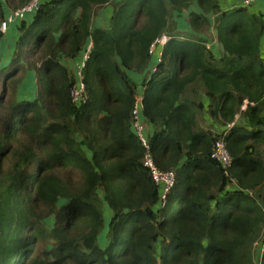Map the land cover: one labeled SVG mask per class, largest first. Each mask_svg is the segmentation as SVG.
Masks as SVG:
<instances>
[{
	"label": "trees",
	"instance_id": "16d2710c",
	"mask_svg": "<svg viewBox=\"0 0 264 264\" xmlns=\"http://www.w3.org/2000/svg\"><path fill=\"white\" fill-rule=\"evenodd\" d=\"M29 1L0 0V24ZM193 1L122 0L109 28L93 29L97 10L113 0H51L19 22L17 38L8 25L13 48L0 66V264H259V241L264 264V25L255 15L244 21L242 8L218 17L224 55L217 59L205 40L173 33L172 12ZM196 1L204 15L189 23L211 37L206 15L221 14L219 4ZM163 34L171 41L152 72L149 51ZM91 43L84 98L75 102L76 72ZM68 59L79 60L76 69L63 64ZM29 71L35 94L24 98ZM203 92L210 116L223 124L250 104L247 125L226 136L227 170L211 158L220 136L198 124ZM139 95L155 127L152 160L176 176L165 198L132 126Z\"/></svg>",
	"mask_w": 264,
	"mask_h": 264
},
{
	"label": "crops",
	"instance_id": "0c3cea01",
	"mask_svg": "<svg viewBox=\"0 0 264 264\" xmlns=\"http://www.w3.org/2000/svg\"><path fill=\"white\" fill-rule=\"evenodd\" d=\"M51 0H45V2H49ZM120 1L122 0H113L112 4L107 5L106 7H103L101 9L97 10V13L94 15L93 21H92V27L93 29H107L110 26L111 19L113 18L114 15V7L117 5ZM221 14L217 15L214 13H210L206 15L207 19L211 23V28L209 29V34H211V37H208L204 33H196L192 29L189 19L191 15H204L202 9L199 7L198 2L195 0L191 4H189L188 8L182 11H173L172 12V18L171 20L169 19V23L174 25L173 33L176 35V39L178 40H189L193 39L195 37L205 40L206 47L208 50H210L213 55L217 58L220 59L224 55V49L221 43L218 40V32L216 29V19L220 17L223 14H232L238 9H243L246 12V15H243V20H247V18H252V16H258L260 17L261 23L264 25V0H256L255 3L251 7H244L242 5L241 0H217ZM230 16V15H229ZM29 18L27 20L32 19V15L28 16ZM229 24H235L237 25V21L233 18L227 19ZM225 21V22H227ZM20 22V21H18ZM18 22L14 23L11 26V30L13 31V36L15 38L18 37ZM17 24V25H16ZM15 34V35H14ZM164 35V34H163ZM168 35V34H165ZM169 36V35H168ZM171 37V36H170ZM164 47H158L157 51L155 54L151 56V62H150V68L152 72H154L157 68V65L160 64L161 59H160V54H162ZM259 52L261 58L264 59V35L259 41ZM79 63L78 61H73V60H64L63 64L66 67H69L74 70V68H77V64ZM33 78H34V73ZM137 81H142L144 75L140 74H134L132 75ZM35 87V83H33ZM198 102L201 103L204 107V111L200 113L198 117V124L199 126L206 130L210 131L214 136H221L225 129L226 126L228 125L227 123H222V118L218 116V118H212L209 114L210 111V99L209 97L203 92L200 93V96L198 97ZM250 106L249 102L246 100L244 101L243 105L240 108V112L235 116V119L232 123L235 124L234 128L237 126H246L248 121L245 118V113L248 110V107ZM264 115V113H263ZM247 131H252L254 128L249 126L247 127ZM155 131V127L150 125L147 122V132L148 134H153Z\"/></svg>",
	"mask_w": 264,
	"mask_h": 264
},
{
	"label": "built area",
	"instance_id": "2783aa9c",
	"mask_svg": "<svg viewBox=\"0 0 264 264\" xmlns=\"http://www.w3.org/2000/svg\"><path fill=\"white\" fill-rule=\"evenodd\" d=\"M256 0H241L242 5L244 7H251ZM45 3V0H30L27 5H25L22 9H19L15 12H11L6 20L1 24V30L4 32V34L7 32L8 25H13L14 23L18 21L25 20L29 15L35 14ZM171 41V37L168 35H162L159 38H157L153 44L151 45V49L149 51L150 55L156 53L158 47H165L169 42ZM92 49V43L88 46L87 52L81 57V63L78 67L77 74V83L75 85L74 91H73V98L75 102H78L79 99L84 98V91L85 87L82 83V72L81 70L84 68L86 60L89 57V53ZM160 59L162 58V54H160ZM132 126L136 132V135L141 140V143L143 147L146 149V155L145 160L143 161V165L149 169L154 181L157 184H160L163 186V198H165L170 190L175 185L176 176L173 171L168 172H161L154 164L151 154H150V145H149V138H148V132H147V120L144 117L143 114V105H142V96H137L136 105L132 112ZM235 124L230 123L226 126V129L224 133L217 139L216 143L214 144L211 158L215 161H217L219 164L222 165V167L227 170L230 167H232V158L228 149V144L226 141V136L228 135L229 131H231L234 128ZM257 244V243H256ZM255 244V245H256ZM261 250V253L258 257L259 264L261 263L262 256H263V245L261 244L260 248L258 250ZM256 250V249H255ZM258 256V254H257ZM261 256V257H260Z\"/></svg>",
	"mask_w": 264,
	"mask_h": 264
},
{
	"label": "rangeland",
	"instance_id": "374dc122",
	"mask_svg": "<svg viewBox=\"0 0 264 264\" xmlns=\"http://www.w3.org/2000/svg\"><path fill=\"white\" fill-rule=\"evenodd\" d=\"M1 1L3 3L5 2V0H1ZM1 24H0V32L4 34V32L1 30L2 29L1 28L2 27ZM9 38H10L9 33L8 34L6 33V36L4 37V39H2L0 41V66H3L4 64H6L8 62V60L11 58V50L13 48L12 47L13 43L11 42V40ZM32 73H34V72L33 71H29L28 72V76H27L26 80L24 81L23 85L21 86L22 95L26 96L24 98H32V97H34V94H35V87L33 85V83H35V82H34V78H33V74ZM104 210H105L106 221L108 222V220H110V218L112 216L111 210L106 208V207L104 208ZM46 226L49 229H51L52 228V221H50V220L47 221L46 222ZM261 244H262L261 241H259L255 245L256 255L259 252L258 249L260 248ZM45 249H48V248L45 247L44 251H45ZM256 260L258 261V258Z\"/></svg>",
	"mask_w": 264,
	"mask_h": 264
}]
</instances>
